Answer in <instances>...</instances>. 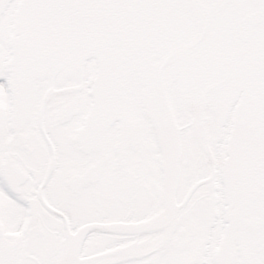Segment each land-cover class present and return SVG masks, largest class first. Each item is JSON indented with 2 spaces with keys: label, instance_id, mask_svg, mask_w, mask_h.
I'll return each instance as SVG.
<instances>
[{
  "label": "snow or ice",
  "instance_id": "obj_1",
  "mask_svg": "<svg viewBox=\"0 0 264 264\" xmlns=\"http://www.w3.org/2000/svg\"><path fill=\"white\" fill-rule=\"evenodd\" d=\"M0 264H264V0H0Z\"/></svg>",
  "mask_w": 264,
  "mask_h": 264
}]
</instances>
